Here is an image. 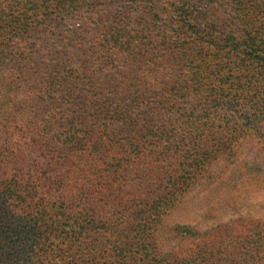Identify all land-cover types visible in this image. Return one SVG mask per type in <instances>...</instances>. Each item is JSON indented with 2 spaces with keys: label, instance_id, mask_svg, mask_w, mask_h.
Segmentation results:
<instances>
[{
  "label": "trees",
  "instance_id": "1",
  "mask_svg": "<svg viewBox=\"0 0 264 264\" xmlns=\"http://www.w3.org/2000/svg\"><path fill=\"white\" fill-rule=\"evenodd\" d=\"M264 142V0H0V264H264V221L169 223Z\"/></svg>",
  "mask_w": 264,
  "mask_h": 264
},
{
  "label": "rangeland",
  "instance_id": "2",
  "mask_svg": "<svg viewBox=\"0 0 264 264\" xmlns=\"http://www.w3.org/2000/svg\"><path fill=\"white\" fill-rule=\"evenodd\" d=\"M191 192L169 223L205 228L227 223L238 230L242 220L264 221V142L241 143L233 163L220 160Z\"/></svg>",
  "mask_w": 264,
  "mask_h": 264
}]
</instances>
